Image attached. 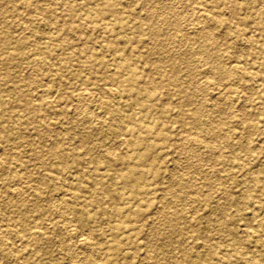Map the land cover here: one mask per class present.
Here are the masks:
<instances>
[{
	"label": "bare ground",
	"instance_id": "1",
	"mask_svg": "<svg viewBox=\"0 0 264 264\" xmlns=\"http://www.w3.org/2000/svg\"><path fill=\"white\" fill-rule=\"evenodd\" d=\"M19 1L0 0V264H264V0H190L194 32L166 0H144L157 26L127 0H23L12 30Z\"/></svg>",
	"mask_w": 264,
	"mask_h": 264
},
{
	"label": "rangeland",
	"instance_id": "2",
	"mask_svg": "<svg viewBox=\"0 0 264 264\" xmlns=\"http://www.w3.org/2000/svg\"><path fill=\"white\" fill-rule=\"evenodd\" d=\"M153 2H156V0H153ZM172 2L175 3L178 7H180V9L183 12L182 17L186 18L185 31L186 32L187 31H189V32L196 31L198 26L196 24L197 21H195V18H196V16H195L196 13H195V9H194L195 3L193 4V2H191L190 0H174V1L166 0L164 2V4L172 3ZM16 4H17V7L20 10V15H18V14H17L18 16L15 15V14L12 15L10 12L5 14V16L7 18L11 17L9 19V22H10V25L12 27V30H15L16 24L22 19V17H29L27 15L28 12L24 8H22L23 0L17 2ZM189 4H192V6L190 7ZM124 5L127 6V8L133 10L135 13H137V16H138L137 18H139L140 21H143V22L145 21V23L147 25L150 24L152 26H157L159 24L158 16L157 17H154V16L152 17V13L150 11L152 9L150 8V4L145 3L144 0H127ZM242 12L249 14L250 10L246 9L244 7ZM178 50H179L180 54H182L180 56H184L185 55V57H186L185 60H180V59L177 60L178 66H180L184 70V72H187V70H188L189 59L190 60L194 59L195 60L194 62L196 63V66H197L196 67V71H195V78L196 77L200 78V77H204V76L206 77V73L205 72L207 71L206 69L208 68V64L205 61L201 60L199 55L192 56L193 53L189 49V45L185 44V45L182 46V44H181V47ZM151 57L154 58L155 56L151 55ZM33 80H34V77L32 76L28 83L32 82ZM31 87L33 88V91L35 93H37L38 91L42 90V86H41L40 83L39 84H35V85L33 84ZM210 91H211L210 89L207 90V92H210ZM246 95H247L246 91L242 92L241 93L242 99H240V100H243L244 97H246ZM206 101L209 104L211 103V100H210L209 96H207L206 93H204V92L203 93L200 92L199 95L195 97V105H193V107H196L198 104H203L202 102L206 103ZM217 102H219L222 107H225L226 109L228 108V111H230V112L233 111L234 112V110H235V113H236L237 107L235 108L234 106H231V104L228 101V96H225L222 99L217 100ZM238 102H242V101H238ZM196 103H198V104H196ZM79 104L80 103L77 102L72 107H75V106H77ZM79 106H81V105H79ZM80 111L82 112V109ZM214 116L218 117V114L215 113ZM110 140L111 139H108L107 142H109ZM116 140L117 139L115 137H113V144H114V142ZM181 157H182V155H181L180 150L176 149V151L174 153H172V155L170 157H168V159L166 160V164L168 166V170H169L170 174L178 176V175H183V174H185L188 171V169L186 167V164H185V160H183ZM153 219H155V221H154L155 224L157 222H159L156 216H154ZM152 220H150V221H152ZM204 224H205V222H203V220H200V225L203 226ZM183 247H187V245L186 246L183 245ZM51 249H52L53 252L54 251L57 252L59 248L53 246V247H51ZM139 261H140V259L137 258L136 259V263H138Z\"/></svg>",
	"mask_w": 264,
	"mask_h": 264
}]
</instances>
